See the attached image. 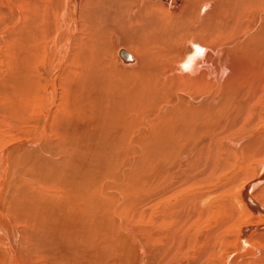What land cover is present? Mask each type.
<instances>
[{"label": "bare ground", "instance_id": "bare-ground-1", "mask_svg": "<svg viewBox=\"0 0 264 264\" xmlns=\"http://www.w3.org/2000/svg\"><path fill=\"white\" fill-rule=\"evenodd\" d=\"M0 264H264V0H0Z\"/></svg>", "mask_w": 264, "mask_h": 264}]
</instances>
